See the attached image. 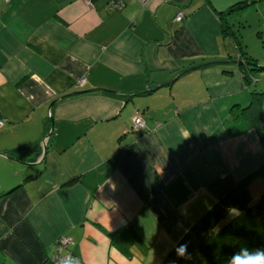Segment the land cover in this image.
Segmentation results:
<instances>
[{"label": "crops", "instance_id": "1", "mask_svg": "<svg viewBox=\"0 0 264 264\" xmlns=\"http://www.w3.org/2000/svg\"><path fill=\"white\" fill-rule=\"evenodd\" d=\"M243 1L124 0L115 10L108 0H0V152L36 163L0 156V264H44L61 236L72 238V264H161L261 165L255 130L228 122L249 102L240 64L139 95L187 69L240 61L219 14ZM229 18L264 64V0ZM253 24L252 49L243 33ZM136 114L146 130H132Z\"/></svg>", "mask_w": 264, "mask_h": 264}, {"label": "trees", "instance_id": "2", "mask_svg": "<svg viewBox=\"0 0 264 264\" xmlns=\"http://www.w3.org/2000/svg\"><path fill=\"white\" fill-rule=\"evenodd\" d=\"M254 1L258 0H244L233 6L229 13H220L219 16L222 33L233 41L239 54L237 58L264 67V64L258 63V60L248 54L240 27L234 28V23L229 18L233 10H241ZM119 2L123 4L120 8H111L112 3ZM107 6L109 9L119 10L124 6V0H108ZM239 68L249 88V102L245 106L233 105L228 122L238 125L245 123L253 128L264 153V89H257L254 83L255 76L257 78V74L264 72V68L246 64H240ZM259 78H262L261 75ZM141 118L143 119L142 116ZM48 121L49 133L52 121ZM133 127L132 118V130L138 132ZM161 185L157 182L154 190L158 191ZM181 244L186 245L185 254L177 256L176 248ZM257 250H264V159L256 170L232 184L208 210L194 220L161 264H170V261H175V264H230L234 255H243L245 252L251 255ZM55 253L56 244L47 264Z\"/></svg>", "mask_w": 264, "mask_h": 264}, {"label": "built area", "instance_id": "3", "mask_svg": "<svg viewBox=\"0 0 264 264\" xmlns=\"http://www.w3.org/2000/svg\"><path fill=\"white\" fill-rule=\"evenodd\" d=\"M142 5H146L150 0H138ZM111 8H117L121 7L123 4L121 2L116 4H111ZM184 15L183 12H179L177 16L175 17V21L180 22L183 19ZM83 83V80H82ZM4 125V120H0V127ZM133 128L136 131L144 130L146 129V123L141 118V116L135 115L133 117ZM73 243L72 238L68 236H61L58 238L55 242L56 244V253L53 259L48 264H72L77 259L72 255L70 251H68L70 245ZM67 250V251H66ZM47 264V263H46Z\"/></svg>", "mask_w": 264, "mask_h": 264}, {"label": "water", "instance_id": "4", "mask_svg": "<svg viewBox=\"0 0 264 264\" xmlns=\"http://www.w3.org/2000/svg\"><path fill=\"white\" fill-rule=\"evenodd\" d=\"M224 64H234V65H238V64H246V65H252V66H255V67H258V68H264L263 66H260V65H258V64L249 63V62H243V61H241V60H240V61L232 60V61H227V62H217V63L203 64V65H200V66H196V67H193V68L187 69V70L181 72L176 78H174V79L171 80L170 82L165 83V84L158 85L157 87L152 88V89H146L145 91L141 92L139 95L150 94V93H153V92H155L156 90H158V89H160V88H162V87H164V86H169V85L175 83V82H176L181 76H183V75H185V74H187V73H189V72H192V71H194V70H197V69H200V68H203V67H206V66H210V65H224ZM97 91H104V90H102V89H89V90H86L85 92H97ZM108 92H109V93H112V94H117V95H118V93L115 92V91H108ZM70 95H74V93H72V94H70ZM121 95H123V94H121ZM123 96H124L125 98H132V97H134V96H136V95H125V94H124ZM64 97H66V96H63V97H60V98L54 100V101L50 104L49 109H51V108L53 107V105H55L60 99H62V98H64ZM49 118H50L51 121L53 122V120H52V114H51V113H49ZM50 134H51V133H50ZM49 136H50V135H48V136L44 139V142H43V144H42V147H43V148H42V157H41L42 160H43V158H44V156H45V154H46V152H47V144H46V143H47V139L49 138ZM0 156H5V157L11 159V160L14 161V162H17V163H23V164H27V165H35V164H36V163H27V162H23V161H20V160H17V159H14V158L8 157V156H6L5 154H3V153H1V152H0ZM42 160H40L38 163H40Z\"/></svg>", "mask_w": 264, "mask_h": 264}, {"label": "clouds", "instance_id": "5", "mask_svg": "<svg viewBox=\"0 0 264 264\" xmlns=\"http://www.w3.org/2000/svg\"><path fill=\"white\" fill-rule=\"evenodd\" d=\"M186 245L181 244L176 248L177 256L185 254ZM170 264H175V261H170ZM230 264H264V250H257L249 255L246 252L243 255H234Z\"/></svg>", "mask_w": 264, "mask_h": 264}, {"label": "rangeland", "instance_id": "6", "mask_svg": "<svg viewBox=\"0 0 264 264\" xmlns=\"http://www.w3.org/2000/svg\"><path fill=\"white\" fill-rule=\"evenodd\" d=\"M248 30L246 32L243 33L244 38L246 39V43L250 45V47L253 49L256 45H254V41L256 40V32H255V25H252V29L250 31V28H247ZM257 74V73H256ZM259 77V75H261V77H264V72H260L259 74H257ZM257 89H260V86L257 87ZM60 238V237H59ZM67 251V250H66Z\"/></svg>", "mask_w": 264, "mask_h": 264}, {"label": "flooded vegetation", "instance_id": "7", "mask_svg": "<svg viewBox=\"0 0 264 264\" xmlns=\"http://www.w3.org/2000/svg\"><path fill=\"white\" fill-rule=\"evenodd\" d=\"M48 140V139H47Z\"/></svg>", "mask_w": 264, "mask_h": 264}]
</instances>
